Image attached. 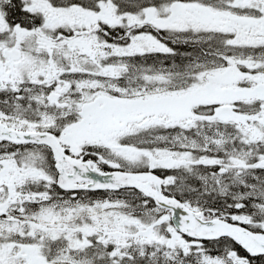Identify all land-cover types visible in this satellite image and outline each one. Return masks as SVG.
Instances as JSON below:
<instances>
[{"label":"snow or ice","instance_id":"6c2138e0","mask_svg":"<svg viewBox=\"0 0 264 264\" xmlns=\"http://www.w3.org/2000/svg\"><path fill=\"white\" fill-rule=\"evenodd\" d=\"M0 264H264V0H0Z\"/></svg>","mask_w":264,"mask_h":264}]
</instances>
